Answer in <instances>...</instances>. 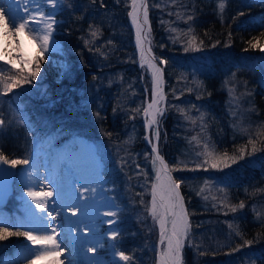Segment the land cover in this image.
<instances>
[{"label": "trees", "instance_id": "1", "mask_svg": "<svg viewBox=\"0 0 264 264\" xmlns=\"http://www.w3.org/2000/svg\"><path fill=\"white\" fill-rule=\"evenodd\" d=\"M148 2L152 51L158 60L168 61L161 65L168 105L160 118L161 155L170 165L185 160L189 168L196 160L193 155L203 151L205 142L210 149L215 146L217 155L225 150L238 155V149L249 139L244 129L253 139L264 132V59L256 58L264 53L249 45L259 40L264 46V0ZM221 2L226 5L222 14L218 7ZM103 3L105 6L100 0L96 4L92 0H63L56 15L62 48L61 54L54 55L62 64L43 56L41 73L33 85L0 95V113L11 121L0 132V150L10 160L28 159L33 145L49 135L57 142L73 136L93 142L105 165L104 176L117 192L113 197L123 207L118 249L133 254L135 264H148L153 263L147 247L149 235L145 223L133 213L131 205L139 198L127 173L135 151L150 148L142 130L137 140L131 144L128 141L133 128L143 122L137 110L145 107L149 98L151 76L147 68L139 66L128 15L131 0ZM188 15H194V19L186 23ZM90 25L99 29L95 38ZM190 26L194 29L191 33ZM190 35L197 37V44L204 41L201 51L185 50ZM230 89L235 91L230 93ZM178 109L196 119V124ZM202 113L203 131L199 120ZM193 136H198L199 144ZM259 139L264 140V135ZM257 147L260 150L251 154L249 145L245 159L222 172L172 173L187 178L181 193L192 229L183 252L184 264H264V143ZM126 149L131 156L128 160ZM205 180L209 181L207 191L198 195ZM204 195L209 199L204 200ZM221 201L230 206L243 202L245 207L232 212ZM245 239L253 241L251 247L228 255Z\"/></svg>", "mask_w": 264, "mask_h": 264}, {"label": "snow or ice", "instance_id": "2", "mask_svg": "<svg viewBox=\"0 0 264 264\" xmlns=\"http://www.w3.org/2000/svg\"><path fill=\"white\" fill-rule=\"evenodd\" d=\"M15 4L19 7H12L10 4L0 0V11H2V18H0V95L8 96L14 89L24 88L26 85H33L34 81L41 73L42 57L48 53L55 44L54 33L58 31L59 22L56 19L55 11L46 12L42 8L35 9L25 6L24 12L21 14V3L26 0H14ZM36 3V0H32ZM52 9H56L63 3V0H45ZM119 2V0H117ZM93 4L97 0H92ZM101 6H105L103 0H100ZM158 6V4H157ZM225 3L218 4L219 12L222 14L225 9ZM131 10L128 15L131 17V23L135 27V40L136 47L139 49L140 67L144 68L145 65L151 71V93L152 99L146 107L137 110L138 114H142L144 120V127L146 129L144 139L151 145V150L146 159L150 158L154 183L151 184V199L148 204H144L141 200L142 206L145 207L147 214L151 217L154 224L158 225L159 231V246L160 251L158 255V264H184L183 250L185 243L189 240L190 232L192 229V222L190 220V213L185 205V197L181 193V185L187 182V178L174 177L173 172L177 171H204L209 169L222 172L225 168L231 167L233 164H238L245 159L248 155V146L251 145V154H255L258 150L257 144L264 143L260 140L259 136L264 135V132L257 133V139H253L247 129L244 133L249 135L247 143L238 149V155H229L225 150L222 154L217 155L215 146L210 149L207 142L203 143V151L197 153L198 159L193 160V167H188V162L185 160H177L174 165H170L161 155L159 144L161 140V119L165 116L168 110L166 103L167 96L163 90L164 82V69L161 65H166V59H159L152 54L151 40L146 39L151 33V26L149 23V2L148 0H131ZM172 13H169L171 15ZM176 15L183 19L179 13ZM194 15H188L186 23L192 21ZM89 31L93 38L99 34V29L90 25ZM194 29L189 27V33ZM185 33V35H189ZM21 34L27 36L37 46V54L31 58H25L22 53ZM207 35V33H205ZM91 43V41H89ZM111 43V42H109ZM204 44L203 40L197 44V37L190 35L187 40L186 51H201V46ZM147 45V47H146ZM251 48H259L264 52V46H261L259 40L250 41ZM14 53H17L15 56ZM7 65L9 67H4ZM34 65V66H33ZM235 75V74H233ZM198 87H203L198 84ZM191 91V89H189ZM235 89H230L233 93ZM19 95V93H16ZM200 97L197 96V99ZM233 99H236L233 97ZM231 102V101H230ZM171 107L177 108L178 106L172 105ZM195 107V105H193ZM182 115L191 121L193 125L197 120L192 118L183 109H178ZM199 111V109H197ZM99 115V113H97ZM135 119V117H132ZM201 121V131L204 130L203 113L199 117ZM11 121L7 120L3 113H0V132L8 127ZM167 133L165 132V137ZM192 140H196L199 144L198 136H193ZM75 151H79L77 146H74ZM202 157L203 159H199ZM69 163L73 165V161L69 158L62 162L57 160L55 168L56 175L59 177V165ZM126 163V161L124 162ZM30 164L28 159H9L7 155L0 150V165H9L11 168H16L18 165H23L27 168ZM123 163L121 167H123ZM136 168L139 169L138 174L147 177L148 173L145 172L140 165L137 164ZM31 172L23 173V177H30ZM78 182L73 186L74 194H78V199L75 206L66 205L63 191L57 194V189L60 185H55L51 182L43 186L31 185L27 179H23L25 191L21 195L23 201L24 215L21 222L15 225L0 227V240H7L9 237H22L25 241L30 242L32 249V258L35 260H50L51 264H64L59 259L64 249L61 245L63 241H57L56 237L59 234L58 229L61 227L57 221V217H61L66 223L70 224L68 217L87 216L90 208L93 206V198L97 192V185L103 184V174L99 171L98 167L91 170H78ZM195 179V178H193ZM209 186V181H204V188L200 189L198 195L203 193ZM220 192L224 193L225 189L220 188ZM139 196L140 193H137ZM115 200V197H112ZM204 200H208L207 195L203 196ZM216 199L215 196L212 197ZM226 199V193H225ZM225 208H229L232 212L237 211V207L243 209L244 203L241 202L238 206H230L226 202L221 201ZM2 211V209H0ZM227 214V213H226ZM104 216L112 217L106 221L109 225L110 238L115 241L121 233L117 229H113L112 225L118 223L116 217L118 210L105 211ZM80 221V220H77ZM79 223L76 227L79 228ZM31 225V226H29ZM17 227L16 231H10L9 227ZM232 225L229 224V228ZM24 229V230H20ZM39 229V231H38ZM90 229L85 225L83 235L87 237ZM237 235L240 233L237 231ZM243 239V237H241ZM87 243V242H84ZM252 240H243V244H237L231 249L228 255L233 252H238L242 247H251ZM96 247L90 246L87 252L96 254ZM204 255V252L200 253ZM119 257V261L123 264H135V256L133 254H126L124 251L114 253ZM27 264H32L31 260ZM68 264H74L73 261H68ZM94 264H101V262H94Z\"/></svg>", "mask_w": 264, "mask_h": 264}, {"label": "rangeland", "instance_id": "3", "mask_svg": "<svg viewBox=\"0 0 264 264\" xmlns=\"http://www.w3.org/2000/svg\"><path fill=\"white\" fill-rule=\"evenodd\" d=\"M60 7L61 5H59L56 9H52L51 6L48 5L49 9L47 10V12L55 11L57 15V13L60 11ZM57 35H58V31L56 32L55 37L57 41L59 42ZM59 44H60V47L58 48V50L49 51L48 53H45L43 55L44 57H47L53 60V62L57 65L62 64V61L59 58L54 57V55L61 54L62 46L60 42ZM37 51L38 49L34 52L32 57L36 56ZM261 53H264V52H261ZM253 56L255 57V55ZM253 56L251 55V57ZM256 58L261 61L264 59V55L257 56ZM0 63L3 64V61H0ZM144 68H147V66L145 65ZM146 70L148 71V74L151 76V71L148 68ZM151 99H152V93L149 94V98H147L146 105L148 102L151 101ZM141 130L145 134L146 129L144 127V120L142 123H138L133 128L130 134V139L128 141V144L133 143L135 140L139 138L141 134ZM79 138H83V137L73 136L71 138H68L67 140L59 141V142H62V143H59V146H58L59 148H53V145L49 143L48 141L52 140L55 142V137L53 135H49V137L47 136L37 141L33 145L30 151V154L28 156V160L30 161L34 151L38 150V153L47 154V156H50L54 162L57 161L58 158H59V161L62 162V159H64V155H68V153H72L75 151L73 150L75 146V142L78 141ZM42 142H47L50 148L49 147L47 148L44 146L38 147V145ZM67 145H69V147H67ZM94 147H95V155H94L95 160L97 161L98 167L99 168L101 167L102 169L101 173L103 174V182L105 183V197L108 199L113 211L118 210V216L116 217V219L118 220V223L115 225H112V228L117 229L120 232L119 216H120V212H122L123 210V207H121L119 203H117L115 200L112 199L114 194L117 192L115 191V188L110 185V182L108 181V179L104 176L105 165L99 155L100 152L97 150V147L95 144H94ZM61 148H64V151L62 152V155L61 154L58 155V151ZM150 150L151 149L148 148L143 151H135V153L132 155V160L130 162V169H129L130 173L129 172L127 173V178L128 179L130 178L129 179L130 181L131 180L134 181L135 187L137 188V193H140V195L137 197V199L139 198V202L135 205L132 204L131 207H134L133 213L135 215V218L145 223V227L147 228V231H148L149 237L147 239V242H148L147 247H148L149 252L152 253L153 255V258H152L153 263L150 262L148 264H154V263L158 264V255L160 251L158 225L154 224L151 217L147 214L145 207L142 206L141 204V200H143L144 204H148L150 202L151 184L154 183L151 160L150 158L146 159V157H148ZM124 156H128L127 160L131 157L130 153L128 152V149H126V153L124 154ZM193 158L198 159L197 154H194ZM137 164H139L140 168H142L145 172L148 173L147 177H145L142 174H138L139 169L136 168ZM22 167L15 168L14 170L15 175H14V182H13L14 191L8 196V198L6 199V202L3 205L2 204L0 205V209H2V211H0V225L3 227L19 224L21 222V218L24 215V207H23V201L21 200V195L26 189H25L24 183L18 178V171ZM126 186L128 187L130 186V182L128 180L126 181ZM200 188H204V181H203V184H201ZM205 191H207V189ZM128 194L126 196H128ZM129 214L131 215L130 211L128 212V215ZM110 219H113V218L109 217L107 219H103L101 223L105 224L106 221ZM9 230L16 231L17 227L15 226L9 227ZM20 230H24V229H20ZM119 238L120 236H118L117 239L113 241L110 238L109 228L103 230L99 235H97V240L100 243V246L108 247V250L106 251V255L105 253L102 254L105 257L99 254V258H101L105 262V264H123V262L119 261V257L114 255L115 252L120 251L118 249ZM2 241L3 240L0 241L1 242L0 243V264H27L29 260H31L32 264H37V260L32 258V255H33L32 249L34 246H30V242L25 241L22 237H14V236L9 237L7 240H4L3 242ZM186 246H187V242L185 243V247ZM185 247H184V250H185ZM106 256H108L109 258H106Z\"/></svg>", "mask_w": 264, "mask_h": 264}, {"label": "bare ground", "instance_id": "4", "mask_svg": "<svg viewBox=\"0 0 264 264\" xmlns=\"http://www.w3.org/2000/svg\"><path fill=\"white\" fill-rule=\"evenodd\" d=\"M3 2L5 3V7H7V4H10L12 7H19L15 4L14 0H3ZM25 6L31 7L33 9L40 7L46 12L49 9L44 0H36V3H33L32 0H26V3H21V14H23ZM0 18H2V11H0ZM0 23H2V21H0ZM132 27L135 31V27L133 25ZM55 34L56 33H54V37ZM20 39L22 41V53L24 57L26 59L31 58L34 52L37 50L36 44L23 34H21ZM146 39L148 38L146 37ZM59 47L60 44L55 37V44L50 51H56ZM137 50L139 55V49L137 48ZM16 54L17 53H14L13 55L15 56ZM39 146L48 148V143L42 142L38 145V147ZM75 146L79 148V151L68 153V155H64V159H62L63 161L70 158L73 161V165H70L69 163L60 164L59 177L56 175L55 171L57 161L54 162L50 156H47V154L38 153V150L36 149L37 151H34L29 166L27 168L24 166L18 171V178L21 181H23V179H27L31 185L43 186L48 184V182L53 183L54 186L60 185V187L57 189V194L59 195L62 190L66 205L75 206L78 199V194H74L73 186L78 182L79 179L78 170H91L94 167H98L94 156L95 147L93 143L87 141L84 138H79L78 141L75 142ZM63 151L64 148L59 149L58 155H62ZM98 169L100 172H102L101 167H98ZM28 171L31 172V176L23 177V173ZM9 191L10 189L6 188L3 194L6 195ZM109 210L113 211L108 199L105 197V183L103 182L102 185H97V192L93 198V206L90 208L86 217H68L67 219L71 221L70 224L66 223L62 218L64 213H62L61 217H57V221L60 223L61 227L57 230L59 234L57 235L56 239L58 242H64L61 245L64 251L59 257V259L63 261L64 264H68V261H73L74 264H94V262H101V264H105V262L99 258V254L102 255L105 253L106 255L108 247L100 246V243L97 240V235H99L103 230L109 228L107 223H101L103 219L109 218L103 215L105 211ZM79 223L81 224L79 225V228H77L76 226ZM85 225H87L88 229H90L87 233V237L83 235L85 231ZM90 246L96 247L97 251L95 256L93 253L87 252V248ZM102 256L105 257L104 255ZM106 258L109 257L106 256ZM37 264H51V261L43 259L37 260Z\"/></svg>", "mask_w": 264, "mask_h": 264}, {"label": "water", "instance_id": "5", "mask_svg": "<svg viewBox=\"0 0 264 264\" xmlns=\"http://www.w3.org/2000/svg\"><path fill=\"white\" fill-rule=\"evenodd\" d=\"M131 25V23H130ZM132 27V25H131ZM133 28V27H132ZM134 30V28H133ZM135 33V31H134ZM148 38V36H147ZM152 54L153 51H152ZM140 66V64H139ZM163 90H164V82H163ZM150 149H151V145L148 144ZM15 168H11L9 165H0V205L4 204L6 202V199L8 198V196L14 191L13 189V182H14V175H15ZM173 175V174H172ZM6 188L10 189V191L8 192V194L4 195V191L6 190ZM3 194V195H2Z\"/></svg>", "mask_w": 264, "mask_h": 264}]
</instances>
